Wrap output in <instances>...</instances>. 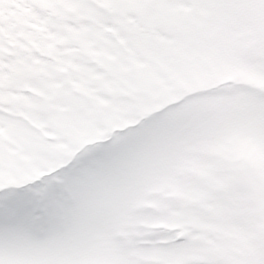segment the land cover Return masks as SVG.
Returning <instances> with one entry per match:
<instances>
[{"label": "snow or ice", "instance_id": "snow-or-ice-1", "mask_svg": "<svg viewBox=\"0 0 264 264\" xmlns=\"http://www.w3.org/2000/svg\"><path fill=\"white\" fill-rule=\"evenodd\" d=\"M66 5L90 17L46 10ZM242 6L0 0V264H264V137L226 115L244 99L264 126L240 84L264 79V21L235 29ZM241 212L249 248L222 253L210 230Z\"/></svg>", "mask_w": 264, "mask_h": 264}, {"label": "rangeland", "instance_id": "rangeland-1", "mask_svg": "<svg viewBox=\"0 0 264 264\" xmlns=\"http://www.w3.org/2000/svg\"><path fill=\"white\" fill-rule=\"evenodd\" d=\"M242 7L235 9L231 15L232 26L243 32L249 30L254 24L264 21V12L253 4H264V0H240ZM51 15L58 19H64L65 16H70L75 21L88 19L90 13L87 10L78 9L76 7L66 5L63 9L46 8ZM65 32L71 34L74 38L78 37L73 28L67 24L62 25ZM38 51L51 54L53 48L47 39L40 40L34 45ZM241 92L243 97L259 96L264 94V79H259L251 74H241ZM227 118L239 123L248 137L260 136L264 137V126L261 125V117L256 106L247 100L242 99L240 103L226 109ZM239 162V170L242 174L251 176L255 171L258 154L255 147L248 139L237 138L228 149ZM246 185L238 184L237 191H244ZM231 227L224 231L216 229L210 230V235L213 242L220 241V251L222 253L242 254L248 250V241L245 236L246 229L249 225V218L243 213L234 215L230 220Z\"/></svg>", "mask_w": 264, "mask_h": 264}]
</instances>
